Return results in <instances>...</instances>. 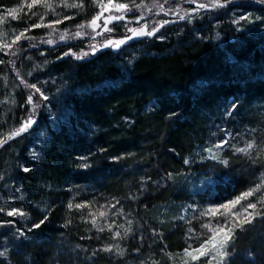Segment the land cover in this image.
Returning a JSON list of instances; mask_svg holds the SVG:
<instances>
[{
	"label": "trees",
	"instance_id": "obj_1",
	"mask_svg": "<svg viewBox=\"0 0 264 264\" xmlns=\"http://www.w3.org/2000/svg\"><path fill=\"white\" fill-rule=\"evenodd\" d=\"M235 1L264 16L259 0ZM84 3L85 10L77 9L72 19L58 25L61 31L73 30L97 13L93 0ZM229 7L232 3L200 9L190 13L191 22L168 20L152 37L117 50L100 48L82 59L63 53L71 49L81 55V49L88 51L87 42L67 39L49 45V33L41 27L26 33L34 39L0 51V100L11 96L12 85L19 100L14 125L2 123L6 111L0 106V136L30 114L25 81L49 97L44 101L39 93L34 95L36 123L0 147V164L15 168L25 159L21 166L30 169L17 168L16 175L23 185L18 188L27 195L19 209L27 216L12 219L16 223L6 230L15 235L20 227L25 236L10 241L0 235V242L10 248L0 264H122L120 257L100 251L105 236L93 227L86 206L75 207L82 200L101 212L123 211L127 217L114 219L116 228H128L131 217V231L121 239L128 255L133 247L142 253L156 241L147 239L146 225H157L161 205L175 207L187 199L189 192L174 177L208 132L211 117L231 97L235 102L240 98L236 111L244 120L255 117L256 105H264V24L237 31L226 20ZM246 182L242 176L234 178L233 190L241 191ZM215 186L218 193H229L223 183ZM45 215V223L33 229ZM160 231L161 242L172 252L178 250L181 229L168 218ZM236 235L230 264H247L248 253L262 264L264 219Z\"/></svg>",
	"mask_w": 264,
	"mask_h": 264
},
{
	"label": "rangeland",
	"instance_id": "obj_2",
	"mask_svg": "<svg viewBox=\"0 0 264 264\" xmlns=\"http://www.w3.org/2000/svg\"><path fill=\"white\" fill-rule=\"evenodd\" d=\"M27 2H30V0H0V16H5V19L0 22V48H2L5 43H10L15 35H18L19 32L23 31L25 28H29L31 24L43 23L46 25L56 19L57 14H59V18L63 20L65 15L72 17V14L77 10L64 7L62 0H50L54 6V10L45 8L43 5L34 6L31 10H29L26 7ZM66 2L77 3L79 1L66 0ZM100 2L107 3V0H97V4ZM198 2L208 3L209 0H198ZM240 2L241 1L232 2V7H229L231 10L228 13V19L226 18L227 22L236 29L238 27H240L242 30H253L258 28L261 22L255 18L260 17V14L246 7H238L243 6ZM113 3H124L131 6L133 0H113ZM135 3L140 4L141 0H135ZM143 3L151 5L152 0H143ZM159 3L164 5L165 11H160L157 8H153L151 11L144 9L143 12H141L139 9H134L135 15H133L132 12H128L124 14V21H113L108 25L109 28L113 29L112 33L110 34L104 31L103 19H101L98 21L100 26L96 29L95 33L92 32L91 28H87L86 31L90 35H85L82 38H74L73 41L87 42L86 47L88 48L89 44H103L106 38H122L126 31L125 23H127V26L130 28L141 27L142 25L146 24L148 26V30L150 31L152 26L158 25L159 22H163L164 20L168 21L172 19H178V15L175 12L167 11L169 8H176V4L173 3L172 0H169L168 3H165V0H159ZM176 3H179L181 8L184 10H177L179 11L180 15H184L185 11H189L190 9L196 7L195 4L188 3L186 0H176ZM12 7H20L21 10L19 13H17L18 19H12L11 17H7L5 15L4 10L6 8ZM99 11L100 8L98 6L97 12ZM33 12H35L36 15H32ZM248 13L252 14L251 23L240 22L239 25H234L232 23V20L238 18L239 14L246 15ZM114 14L120 15V13ZM104 15L107 16L108 13H104ZM140 15H143V20L138 21L137 16ZM40 16L44 17L43 21L40 20ZM66 21L68 20H64L63 23ZM55 27L56 31L52 36V39L55 41V43L67 41L59 40V34L63 31L58 28V25ZM41 28L46 29L48 33L53 32V29L51 28ZM69 31L75 32L76 27L73 30L70 29ZM127 34L131 35V33ZM92 35L95 36V39L91 38ZM148 37L149 36L136 37L128 40L127 43ZM8 50L9 49H6L2 52L6 53ZM27 74H29V72ZM10 89H12L11 96L4 97L3 100H0V106L3 107L4 105L6 111V117L2 123L14 125L15 120L12 119V116L16 113L15 111L18 108L19 100L18 97L15 98L13 85L10 87ZM29 90L28 96L30 94L33 95V101L31 103L27 102L30 114L26 115L25 118H27L29 115H32V110L35 112L37 108V103L34 98L36 92H34L31 88ZM235 99V97H231L224 103L223 106H221L217 117H211L208 125V132L200 138V141H197L191 153L185 156V159H188L190 163L184 164L182 169L183 171L181 174H177L174 179L175 181L183 184L182 186H184L189 192L187 199L178 202L175 207H170L169 204H164L156 210L158 221L157 225L151 228L146 225L145 229L147 239L154 238L156 241L151 242L144 252L140 253L139 251H136V249L139 248L133 247V252L128 255V252L125 251L126 248L121 245V237L125 235V226L116 228V226H114L115 222L113 223V221L114 219H126L127 216L123 213V211L119 210L116 214H109L105 212L106 216L102 218L99 216L101 210H98L97 207L87 205L84 200L79 203L85 204L88 208L90 220L92 221L93 215H95L97 219V227L104 228V231L99 232L103 233L105 236L103 245L109 243L119 244L120 248L123 249V255H118L115 249H113L112 252H105L106 254L120 257V259L123 261L122 264H141V262H144V264H183L185 259H188L190 264H209L210 260L211 264H218V258L213 259V257H216L215 252L212 253L211 257H202L200 260L194 262L190 261V258L184 256L183 249L189 246H191L192 249L198 248L201 243H203L212 235L211 230L217 227V218L211 216H201L200 212L208 208L210 205L225 203L226 201L238 196L240 193L253 188L256 184L261 182V174L264 173V166H261L264 164V157L259 158L261 161L260 163L253 164L251 162L252 159L257 158L256 153L260 150L261 143L264 142V105H256L253 108L255 117L250 115L251 117H248V119L244 120L240 117L236 111V108H232L233 104L236 105L240 101V98H237L236 102L234 101ZM8 116L9 119L7 118ZM249 129H256V131L250 133L248 131ZM220 140H228L229 144L224 145L220 149L214 148L213 154L217 155L219 159H212L211 155L208 152L203 151V149L215 145ZM249 140H252L257 144L256 148L250 150V154L235 152L233 146L244 147L245 143ZM30 155L31 153H28V156ZM221 160L227 161L228 163L223 164L221 163ZM20 162L23 164L27 162V160H20L18 162L19 166H17L16 162L15 168L12 165L5 167V164H2V162L0 164V167L4 168L0 169V177H3L0 179V207L5 209V212H0V218L2 219H18V216L8 217L6 212L12 207L19 209L27 199V195L18 188V186L23 185L16 179V175L18 174L17 168H23ZM238 176H242V178L247 179V182L242 186L241 191H237L238 189L233 190L232 187V180ZM217 183H223L222 187L226 188L229 193H218L215 186ZM214 194L217 195L214 196ZM260 195H264V192L255 194L253 197H249L248 200L250 202L256 203ZM242 203L244 202L242 201ZM193 204H195L197 208L189 207V205ZM257 207L259 208L260 205L258 204ZM233 211L239 212V206L233 209ZM181 216L184 217L183 220L179 219ZM168 218L171 219L176 227L181 229L179 234L180 241L178 240L179 243H177L179 248L173 252L170 251L163 242H161L160 225ZM241 219H243V215H241ZM129 221H133L131 217H129ZM106 223H113L111 231L105 226ZM219 223L223 224L222 218L219 220ZM203 224H208L209 227H201ZM189 228H191L193 231L189 232ZM6 230L7 227H0V235L2 236L5 234L6 238L11 241V239L16 235H11L10 232ZM116 231L121 233V237H116L113 239V233ZM9 250L10 248H6L5 244H3L1 241L0 252H4L5 255L0 256V261L5 260ZM250 258L251 257H249V262L247 264H250V261L251 264H258L255 263L252 258ZM224 264H230V259L226 260Z\"/></svg>",
	"mask_w": 264,
	"mask_h": 264
},
{
	"label": "snow or ice",
	"instance_id": "obj_3",
	"mask_svg": "<svg viewBox=\"0 0 264 264\" xmlns=\"http://www.w3.org/2000/svg\"><path fill=\"white\" fill-rule=\"evenodd\" d=\"M169 0H165V3H168ZM173 3L176 4V8H169L167 11L169 12H175L178 15V18L181 20L188 19L189 22H191V16L190 13H197L200 9H223L227 6H230L232 3V0H209L208 3H202L198 2V0H186V2L195 4L196 7L190 9L189 11H185L184 15H180L179 11H184L179 3H176V0H172ZM259 3L264 4V0H259ZM62 4L66 8H73V9H80L85 10L86 4L84 3V0H79L77 3H67L66 0H62ZM93 4H97V0H93ZM37 5H43L45 8L54 10L53 4L50 2V0H30V2L26 3V7L31 10L34 6ZM100 11L96 13L90 20L86 21L85 23H81L76 25V31L70 32L69 30H65L64 32H61L59 34V40L65 41L67 39H74V38H82L85 35H90L87 33L86 29L91 28L92 32L95 33L96 29L100 26L98 24V21L103 19V25H104V31L106 33H112L113 29L109 28L108 25L112 23L113 21H124L125 15L128 12H132L133 15H135L134 9H139L141 12H143L144 9H148L151 11L153 8H157L160 11H165L164 5L159 3V0H152V4L148 5L143 3V0H141L140 4H136L135 0H133V3L131 6L124 3H113V0H107V3L100 2L98 4ZM20 7H12V8H6L5 15L7 17H11L12 19H18L17 13L20 12ZM179 10V11H177ZM104 13H108L107 16L104 15ZM114 13H120V15L114 14ZM32 15H36L35 12L32 13ZM251 17L252 14H239L238 18H235L232 20V23L234 25H239L240 22L245 23H251ZM5 19V16H0V22H2ZM72 17L65 15L63 17V20L59 18V14H57V18L51 21L48 24L43 23H36L31 24L30 28H25L23 31L19 32L18 35H15L14 38L11 40L10 43H5L2 48H0V51L11 49L13 45L18 46V42L22 39H28L32 40L34 37H27L26 33L30 31L32 28H40V27H48L53 29V32H50L49 38L45 41L49 45H52L55 41L52 39L53 33L56 31V25H60L63 23L64 20H70ZM255 19L260 20L262 24H264V16L256 17ZM40 20L43 21L44 17L40 16ZM137 20H143V15L137 16ZM169 21L164 20L163 22H159L158 25H153L151 30H148V26L146 24L142 25L141 27H128L127 23H125V35L120 39H112V38H106L104 43L101 45L97 44H89L88 45V51H84L81 49V55H76V53L72 52L71 49H69L68 52L63 53V56H67L69 54L75 56L76 59H82L84 56H87L89 54L95 55L96 52L100 48H107L111 47L114 49H119L122 45L126 44L128 40H131L136 37H142V36H153L159 32V29L162 28L164 25L168 24ZM242 30L240 27L237 28V31ZM127 33H131V35H128ZM99 34V33H96ZM92 39H95V36L92 35ZM163 37H161L162 39ZM32 47H35L36 45H31ZM43 55V53H41ZM61 57H58L60 59ZM0 63H3L2 60H0ZM31 75V72L29 73ZM25 84L27 87L34 89L36 93L40 94V97L44 101H48L49 97L44 94V92L41 90L40 87H37L36 84H27L25 81ZM33 101V95H29L27 98V102L31 103ZM35 107V106H34ZM232 108L235 109L236 105L233 104ZM36 123V121L32 118V115H29L27 118L24 119L23 123L20 124L18 128H15L11 130L9 133H7L4 136H0V147H4L9 141L13 140L14 138L20 137L22 134L26 133L31 126ZM250 133L255 132L256 129H249ZM229 144L228 140H220L215 145H212L211 147L204 148L203 151L208 152L211 155L212 159H219V157L215 154H213V149H220L224 145ZM234 147L235 152L237 153H244V154H250V150L257 147V144L249 140L245 143L244 147ZM101 151H105L104 149H101ZM33 156H35V153H33ZM257 158L252 159L253 164L260 163V157H264V142L260 145V150L256 153ZM81 160H85L86 157H80ZM112 159H120V157H113ZM203 159V157H202ZM185 164L190 163L188 159H185ZM221 163L227 164V161L221 160ZM261 166H264L262 164ZM80 167H89L87 164H81ZM23 171L29 172L30 169L27 167L23 168ZM171 176V174H169ZM3 177H0L2 179ZM261 182L256 184L253 188L249 189L248 191L240 193L238 196L234 197L231 200L226 201L222 204H213L210 205L208 208L202 210L200 212L201 216H211L217 218V227L215 229H212V235L205 240L203 243L200 244L198 248L192 249L191 246L186 247L183 249V253L185 257L190 258V261H198L202 257H211L212 253H216V257H213V259L218 258V264H224L226 260H229L231 257V252L229 249L234 244V241L237 239V232H243L248 228L249 226H252L254 222L257 219H264V195H260L259 199L256 201V203L250 202L248 200L249 197H253L255 194H258L260 192H264V173L261 174L260 178ZM242 201L244 203H242ZM118 203V202H117ZM260 205L258 208L257 205ZM86 206L85 204H77L75 207L77 209H80L82 207ZM237 206H239L240 211L236 212L233 211ZM73 207L72 203L69 202L68 208L71 209ZM191 208H197L195 204L189 205ZM0 212H5V209L0 207ZM6 215L8 217H16V216H27V213L21 211L20 209H17L15 207L10 208L6 212ZM241 215H243V219H241ZM100 217H105V212L99 213ZM223 219V224L219 223L220 219ZM48 219V216H44L43 219L39 220L38 223H34L32 225L33 229L40 228L45 221ZM179 219L183 220L184 217L181 216ZM16 222L12 219L9 220H0V227H10L14 225ZM67 223H71V221H66ZM114 223V222H113ZM113 223H106V227L111 231L113 227ZM131 221H128L129 227L124 228V234L125 236L131 231ZM92 224L93 227L97 228L98 232L104 231V228L97 227V219L96 216L93 215L92 218ZM119 227H123V225H120ZM201 227L208 228V224H203ZM31 231V229L29 230ZM189 232H192L193 230L191 228L188 229ZM15 235L19 237H24L25 232L22 228L16 227L15 228ZM116 237H121V233L119 231H116L113 233V239ZM82 239L84 237H81ZM123 238V237H121ZM113 249L116 250V253L118 255H123V249L120 248L119 244H106L103 248L100 249V251L103 252H112ZM136 251H139V249H136ZM95 255V253H93ZM5 255L4 252H0V256ZM249 257H252V253H248ZM141 264H144V262H141ZM183 264H190L188 259H185L183 261ZM209 264H211V260L209 261ZM251 264V261H250ZM262 264H264V261H262Z\"/></svg>",
	"mask_w": 264,
	"mask_h": 264
}]
</instances>
